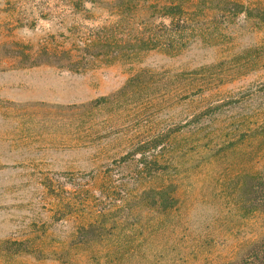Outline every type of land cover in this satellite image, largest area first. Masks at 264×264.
Listing matches in <instances>:
<instances>
[{
    "label": "rangeland",
    "instance_id": "1",
    "mask_svg": "<svg viewBox=\"0 0 264 264\" xmlns=\"http://www.w3.org/2000/svg\"><path fill=\"white\" fill-rule=\"evenodd\" d=\"M193 1L197 41L176 57L145 54L134 68L155 71L142 82L148 88L117 96L133 72L125 63L97 59L78 73L34 66L47 62L39 55L45 45L83 50L96 29L115 22L114 0H0V264H82L84 254L97 256L67 255L57 243L73 234L72 222H55L51 207L66 193L47 186L69 189L70 180L84 182L85 173L151 138L177 146L164 148V158L174 163L182 201L132 232L121 264H223L264 237V213L220 190L232 172L249 167L246 155L258 158L264 137L249 135L234 152L214 155L209 147L213 134L264 124V0H230L248 10L239 16L226 0ZM82 50L77 60H86ZM102 98L110 102L93 104ZM210 105L216 108L198 123L206 128L200 135L186 123ZM26 240L25 251L6 243Z\"/></svg>",
    "mask_w": 264,
    "mask_h": 264
},
{
    "label": "trees",
    "instance_id": "2",
    "mask_svg": "<svg viewBox=\"0 0 264 264\" xmlns=\"http://www.w3.org/2000/svg\"><path fill=\"white\" fill-rule=\"evenodd\" d=\"M114 2L115 22L112 26L96 29L94 36L84 43L83 50L82 47L77 48V52L63 50L61 47L49 48L45 45L40 49L39 55L45 56L49 61L34 66L45 65L57 70L78 73L87 70L97 62V59L125 63L130 65L133 72L124 88L119 91L117 95L119 96L135 86L140 90L148 88L142 82H145L149 75L155 74V71L141 67L135 69L143 63L141 59L145 54L157 51L176 57L189 51V47L197 41L199 29L197 24L194 26L197 18L194 10L191 9V6L194 7L193 0L191 2L114 0ZM225 3L227 7L228 5L236 7L238 10L235 11L236 16L244 11L246 14L248 12L237 2L226 0ZM156 16L162 22L155 21ZM258 17L264 22V11ZM164 19L168 23H165ZM81 50L83 55L87 54L86 60L76 59ZM54 59L58 62L51 61ZM185 73L182 72V75L186 76ZM199 73L195 72V74ZM108 102L109 99L102 98L93 104ZM214 108L216 107L212 105L207 106L186 124H196L193 128L202 135L206 129L205 124L198 123L211 116ZM249 135L250 139L263 138L264 124L246 130H239L233 126L227 133L213 134L217 142L209 145L210 152L214 155L230 149L234 152L239 147V143ZM202 138L204 139V136ZM153 141L154 138L140 142L136 144L137 148L134 152H125L117 160L109 161L101 168H94L89 173H85L83 176L86 180L82 183L70 180L69 189L56 186L57 184L55 186L48 184L47 189L66 193V197L56 194L60 204L52 206L51 210L54 211L52 217L55 216V222L58 223L65 217H69L72 222L73 234L56 239L58 244L65 246L61 247L66 249L67 255L70 251L75 253L91 251L93 256L94 253L97 256L90 257L84 254V258L81 259L82 264H121L126 259L123 249L132 243L130 240L132 232L155 224L157 218L150 219L153 213L166 218L179 209L182 201L179 179L172 171L173 161L164 158L166 156L164 148L169 153L174 152L177 146L175 147L170 141L165 143L160 142L159 139ZM159 148L162 153H151ZM246 158L248 168H242L237 172L232 170L234 172L230 174L228 181L220 182L221 195H224L226 188L230 189L232 195L241 196L247 210L264 213V150H260L258 158H253L254 160L248 155ZM125 165L132 166L133 169L127 174H122ZM56 180L53 183H56ZM62 207L65 211H61ZM81 217L82 219L78 220ZM6 243L20 251H25L31 241ZM98 253L101 254L99 257ZM223 264H264V237L253 243L240 258L226 260Z\"/></svg>",
    "mask_w": 264,
    "mask_h": 264
}]
</instances>
